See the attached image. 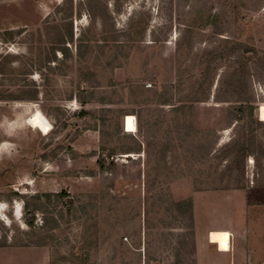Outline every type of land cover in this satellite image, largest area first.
I'll use <instances>...</instances> for the list:
<instances>
[{
  "label": "rangeland",
  "instance_id": "rangeland-1",
  "mask_svg": "<svg viewBox=\"0 0 264 264\" xmlns=\"http://www.w3.org/2000/svg\"><path fill=\"white\" fill-rule=\"evenodd\" d=\"M263 103L264 0H0V264H196L231 207L264 264Z\"/></svg>",
  "mask_w": 264,
  "mask_h": 264
},
{
  "label": "crops",
  "instance_id": "crops-1",
  "mask_svg": "<svg viewBox=\"0 0 264 264\" xmlns=\"http://www.w3.org/2000/svg\"><path fill=\"white\" fill-rule=\"evenodd\" d=\"M218 193L219 192L209 193L210 198L217 201V199H219ZM196 195H199V193H196ZM195 198L197 200L199 199L197 197ZM233 210V207H231L225 221H219L221 220L220 217L223 215L221 214L222 210L220 213L216 210L215 214L217 219L215 222L212 221V223L209 224L207 234L198 233L195 250L196 264H250V262H248L251 258L250 249L256 243V240L258 241L260 239L259 236H262L263 229L257 228V234H251L250 227H257V225L237 216L236 212ZM199 222L200 220H197L196 225H199ZM213 231H226L230 233V251H222L217 243L212 242L210 236ZM261 248L264 252L263 245H261ZM263 256L262 254L259 255L260 258Z\"/></svg>",
  "mask_w": 264,
  "mask_h": 264
},
{
  "label": "bare ground",
  "instance_id": "bare-ground-1",
  "mask_svg": "<svg viewBox=\"0 0 264 264\" xmlns=\"http://www.w3.org/2000/svg\"><path fill=\"white\" fill-rule=\"evenodd\" d=\"M258 118L261 122L264 123V103L260 106L258 111ZM27 123L34 130H39L43 134H49L52 131V125L50 121L44 116L40 111H36L28 119ZM125 132L135 133L137 132L136 120L133 116H128L125 120ZM211 240L214 243H217L220 246L222 251H230V233L226 231L221 232H212Z\"/></svg>",
  "mask_w": 264,
  "mask_h": 264
},
{
  "label": "trees",
  "instance_id": "trees-1",
  "mask_svg": "<svg viewBox=\"0 0 264 264\" xmlns=\"http://www.w3.org/2000/svg\"><path fill=\"white\" fill-rule=\"evenodd\" d=\"M252 114V113H251ZM240 145H239V154H240V157L243 159H246L249 155H250V153H249V151H248V149L245 147V144L243 143V144H241V143H239ZM100 166L102 167V168H104V162L101 160L100 161Z\"/></svg>",
  "mask_w": 264,
  "mask_h": 264
}]
</instances>
